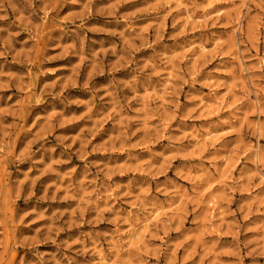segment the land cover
Segmentation results:
<instances>
[{"label": "rangeland", "instance_id": "374dc122", "mask_svg": "<svg viewBox=\"0 0 264 264\" xmlns=\"http://www.w3.org/2000/svg\"><path fill=\"white\" fill-rule=\"evenodd\" d=\"M0 264H264V0H0Z\"/></svg>", "mask_w": 264, "mask_h": 264}]
</instances>
